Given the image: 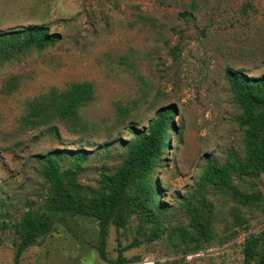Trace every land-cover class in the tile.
<instances>
[{
	"label": "rangeland",
	"instance_id": "374dc122",
	"mask_svg": "<svg viewBox=\"0 0 264 264\" xmlns=\"http://www.w3.org/2000/svg\"><path fill=\"white\" fill-rule=\"evenodd\" d=\"M29 25L60 40L0 61V264H243L244 238L264 230V172L237 169L245 130L226 72L264 76V0H0V33ZM80 82L93 97L73 116L29 119L34 101ZM163 107L174 114L149 176L158 197L125 188L102 261L95 218L44 209L38 157L59 151L64 170L83 153L77 185L107 193L131 132ZM208 161L228 176L201 186ZM29 209L44 232L16 259Z\"/></svg>",
	"mask_w": 264,
	"mask_h": 264
},
{
	"label": "trees",
	"instance_id": "16d2710c",
	"mask_svg": "<svg viewBox=\"0 0 264 264\" xmlns=\"http://www.w3.org/2000/svg\"><path fill=\"white\" fill-rule=\"evenodd\" d=\"M60 40L59 34H52L42 25H29L21 30L0 33V61H5L29 51H43ZM226 76L234 96L235 104L241 111L239 127L244 129V155L237 161V169L245 175L257 176L264 172V76L250 78L242 72L227 70ZM50 98L39 99L29 106V119L57 115L68 118L76 110L92 100L93 87L90 82L71 84L63 92L52 91ZM260 110V111H259ZM172 107H163L156 111L154 119L145 132H131L134 140L124 144L125 159L122 167L106 178L112 183L109 192H85L76 183L79 167L84 159L77 152L73 166L61 170V152L51 151L38 157L40 175L47 185L49 195L44 209L93 217L98 221L100 243L98 256L107 262L106 238L110 220L123 202V191L128 185H134L145 203L155 202L158 190L149 176L161 157L162 149L167 147L169 123L173 116ZM107 150L108 146L104 145ZM228 176L227 166L218 167L208 161L200 177L201 186L222 181ZM65 184L67 188H65ZM62 197L63 200L58 199ZM44 212L37 213L29 209L21 220L14 225L21 233V242L16 247V259L29 248L36 237L44 232L40 220ZM159 228L152 231L155 236ZM243 264H264V230L244 238Z\"/></svg>",
	"mask_w": 264,
	"mask_h": 264
}]
</instances>
